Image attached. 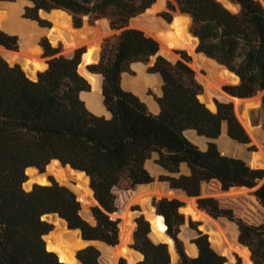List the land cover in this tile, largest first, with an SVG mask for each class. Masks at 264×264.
<instances>
[{"label": "trees", "instance_id": "trees-1", "mask_svg": "<svg viewBox=\"0 0 264 264\" xmlns=\"http://www.w3.org/2000/svg\"><path fill=\"white\" fill-rule=\"evenodd\" d=\"M29 1L33 6L27 8L25 17L43 26L40 10L64 9L74 16L77 27L81 26V17L87 15L93 20L107 18L112 30L119 31L105 39L99 63L88 66L90 72L103 76V102L111 117L93 113L81 98V92L90 91V84L78 71L85 48L68 56L43 39V57L49 67L37 80L0 54V264H63L46 247L45 236L54 229L53 223L43 219L49 214L60 215L70 228L80 230L85 240L118 245L120 221L111 216L118 210L114 191L121 186L134 189L153 182L146 162L155 153L157 164L168 173L160 180L169 183L176 195L186 192L196 197L199 207L215 219L234 222L238 240L249 248L253 262L264 264V222L248 223L218 199L201 196L204 182L218 181L223 190L234 186L255 188L261 182L254 194L264 207V169L223 154L214 142L224 124L234 141L249 144L251 138L231 102L216 101L215 112L201 102L203 86L189 53L181 51L180 58L173 62L159 53L155 38L129 25L156 0ZM234 1L241 6L239 12L219 0H170L168 9L176 11L179 6L191 16L199 52L239 76V83L224 89L233 97L245 99L264 91V0ZM161 16L172 20L168 11ZM0 45L18 50L17 35L0 29ZM153 57L149 72L159 74L163 81L158 114L121 83L122 74L130 72L132 64L148 63ZM262 112L264 116V94ZM191 129L210 140L205 149L187 137L186 131ZM55 159L90 177L97 201L91 208L95 223L81 215L75 193L53 177L51 185L24 189L27 169L36 167L44 172ZM182 164L189 173L180 172ZM153 204L165 217L168 233L175 240L179 264L226 263V258L212 247L209 235L193 221L189 225L198 233L192 241L199 253L197 257L186 254L178 237L187 221L181 212L183 202L162 197L155 198ZM150 232L149 221L143 215L137 217L132 247L143 256L139 264H170L167 244L155 243ZM127 252L124 246L122 256ZM77 257L83 264H102L101 253L93 245L79 250ZM120 264H126L124 258Z\"/></svg>", "mask_w": 264, "mask_h": 264}, {"label": "bare ground", "instance_id": "bare-ground-1", "mask_svg": "<svg viewBox=\"0 0 264 264\" xmlns=\"http://www.w3.org/2000/svg\"><path fill=\"white\" fill-rule=\"evenodd\" d=\"M221 1L224 2L225 6H227V4H230L228 0ZM25 3L30 4L26 0H17L15 2H0V28L10 34L17 35L19 37V43L21 46L19 51H8L0 46V54L2 55V57L12 62L22 61L24 63V69L28 70L31 65L40 61L37 45L39 37L43 34L48 37L49 41L53 46H58L61 44L66 52H73L76 48L83 45H87L88 51L84 54L83 61L79 66L78 71L81 72L92 82L93 87L92 91L88 94L81 92V98L86 101L89 110L94 112L95 114H103L107 112L110 115V112L106 109L103 103L100 77L93 75L90 71L86 70L85 67L86 64L98 60L99 43L111 31V29L108 27L107 21H102L101 29H93L87 26H83L81 30L77 31L73 29L70 25V15L62 11H52L49 14L41 13V15L53 20L55 26L51 27L50 30L41 29L40 27H37L34 21L22 18L21 14L23 12V6ZM176 19L177 22H175V24L173 25H163L160 22L157 23L159 26V28L157 29V34L160 35L161 39L163 40L162 41L160 39L162 48H165L164 50L168 51L169 53L172 46L185 47L186 44L184 40L187 35V27L185 26V24H182L180 22L181 19L180 17H178V15ZM194 39L197 42V39ZM30 51L33 53H30ZM173 57L174 55L169 58ZM198 63V65H192L193 68L205 67L212 73H218L219 82L214 85V89L216 92L213 93V96L218 99H230L235 103L236 107L239 108V104L243 103L241 102V99L232 97L222 90L223 83L232 82L233 79H236V77L233 74H230L224 70L219 71L217 67H215L214 64L209 61ZM197 78L200 82H202L204 79L201 75H198ZM159 82H161V79L155 77L154 75L145 74L144 72L140 73L137 78H131L126 75L124 85L127 87L128 90L134 92L138 96L143 97V93L148 85H153L155 87ZM243 101L248 102V100ZM247 124L248 122L245 123L248 132H251L249 130H254V128L252 127L250 129ZM222 132L227 135L226 127ZM47 168L49 169V174L54 175L60 182L77 177L81 179L84 183H87V179L82 174L72 171L68 167H61L57 161H52L47 166ZM26 173L31 176H35V178L32 180L33 182L47 184L45 177L42 175H37L35 170L29 168L26 170ZM152 187H156L155 183L151 185L140 186L137 192L135 193V199H143V202H145L146 199H144V194L147 193ZM164 194L166 193L163 189L154 193V195L157 197H161ZM167 194L179 196L176 195L173 191H170ZM190 200L191 203L189 204L192 207V211L195 212L199 219L203 220L205 224L215 229V231H211L209 233V240L211 241V245L214 248H217L218 250H223L227 248H231L232 250H234V248L238 246L237 236L235 237L231 235L232 237L230 238V240L226 238L224 231H222L220 222L218 220L216 221L210 218L205 212L197 209L195 207V204L193 203V200ZM146 209L147 219L151 223L152 239L160 240L161 242H167L168 244L172 245V241L167 235L166 226L163 222L162 216L160 214H156L154 212V209H151L149 205H147ZM55 224L58 225L57 222H55ZM120 227L121 230H123L122 225H120ZM120 239L122 241L121 246L124 247L125 237L121 236ZM48 240V250L56 252L60 260L64 261L66 264H81L74 256V250L81 246V244H83V242L80 240L78 232H68L65 228H61L56 232L51 233L48 237ZM121 246H118L117 248L113 249L103 244L97 245L99 250L104 255H109L110 252H114L117 250L119 254L122 255L123 247L120 251Z\"/></svg>", "mask_w": 264, "mask_h": 264}, {"label": "rangeland", "instance_id": "rangeland-1", "mask_svg": "<svg viewBox=\"0 0 264 264\" xmlns=\"http://www.w3.org/2000/svg\"><path fill=\"white\" fill-rule=\"evenodd\" d=\"M158 1L160 2V4L164 3V0H158ZM169 1L170 0H167V2H169ZM219 1H221V0H219ZM222 3H223V5H225L224 2H222ZM31 6L32 5L28 4V3L24 4L23 12L21 14L22 18L25 17V14L27 12V8L31 7ZM226 7L229 8L230 10H232L233 12H235V6H233L231 4H229V5L227 4ZM165 11H168L170 13V15H171L172 22L170 24H166L164 22V20H166V19H164L161 16V13L165 12ZM154 12H156V11H152L151 13H154ZM178 17H180V19H181L180 22L182 24H185V26L187 27V32L185 30L187 35H186V38L184 40V42L186 43L185 47H183V46H172L171 49H175V53L176 54H174L173 58H169V57L166 56L168 59H170L173 62H175L176 60H178L180 58V52L181 51H186L187 53H189L188 55L191 56L193 54V51L197 47V42L193 38V36L191 34L192 33V31H191V28H192L191 21L188 19V17L186 15L178 14ZM39 18L44 22V26L41 25L39 21H37V20H35V21L38 22L41 27L48 28V27L55 26L53 20H51L50 18H48L46 16L41 15V13L39 14ZM176 18H177V15L175 16V11H170L168 9V6H166L162 11H157L156 14L154 13L153 17H150L148 19V22H149L148 25H143L142 27L132 25L131 27H135V28L143 30L148 36H151V37L155 38L156 40H158L161 43V41H160L161 37H160V35L157 34L158 33L157 29L159 28L157 23L160 22L163 25H173V24H175V22H177ZM103 20H105V19L101 18V19H94L93 20V19L89 18L88 22H89L90 26H88L89 24H87L85 22L86 20H85V17L83 16V17H81V26L77 27L76 21L74 19V16H73V18L70 16V25L75 30H77V28H83V26H87V27L93 28V29H101V25H102V21ZM106 21L108 23V27L110 28V21L109 20H106ZM37 27H39V26H37ZM43 28H41V29H43ZM110 29H111L110 33L107 36H105L99 43V46H98V51H99L98 60H96L95 62H90V63L86 64V66H85L86 70H87L88 66L99 63L100 57H101V53H102V47H103L105 39L108 38V37H111V36H113L115 34H119V31L112 30V28H110ZM3 31L6 32L5 30H3ZM6 33H8V32H6ZM8 34H10V33H8ZM11 35H15V34H11ZM43 39H48V37L46 35H44V34L41 35L39 37L38 44L41 45V41ZM18 42H19V37H18ZM171 44H173V43H171ZM37 47H38V51H39V57L41 55L43 56V53L40 50V47L38 45H37ZM54 47H60L61 48V52L63 54H65V55H68V56H71L75 52V50L80 49V48H85V53L88 51L87 45L80 46V47L76 48L73 52H66L63 49V46L61 44L58 45V46H54ZM19 50H20V43H19V48L16 51H19ZM31 51H30V53H33ZM43 52H44V50H43ZM84 54L82 56L81 63L83 61ZM45 59H47V58H45ZM154 59L155 58L153 57L150 60V62H148V63H134V64H132L131 65V71L130 72H125V73L122 74L121 83H122L123 88L128 90L127 87L124 85L125 76L127 75L128 77H131V78H137L140 73H144V72H145V74L154 75L155 77H158L159 79H161V82H159L157 84V86H155V87L153 85H148L147 88L145 89L144 93H143V97L139 96L147 104V106H148L150 111H152L155 114H158L160 112V104L158 102V98H160L162 96V94H163L162 92H160V91H162L163 82H162V78L160 77L159 74H153V73L149 72V68L154 63ZM194 70L196 72V76H198V75L202 76V74H201L202 72H207L206 69L197 68V67L194 68ZM79 73L90 84V91L89 92L84 91L85 94H88V93H90L92 91L93 84L81 72H79ZM92 74L96 75L97 77H100L101 94H102L103 76L100 73H92ZM228 83L236 84L234 82L233 83L232 82H228ZM225 84L226 83H223L222 86L225 85ZM128 91H130V90H128ZM263 94H264V91L258 92L253 98H256L259 95L262 96ZM216 101L231 102L233 104L236 116L238 117V119L240 120V122L244 126L245 130L249 134V136L251 138V142L249 144L238 143V142H236V141H234L233 139L230 138V136L228 135V132H227L228 136L226 134H224V132H221V135L216 140H214V142L217 144L218 148L220 149V151L223 154H226V155H229V156H233V157L242 158L248 164H250L249 163V159H250V153L252 151L256 150V151H259L260 153L264 154V130H263L264 116H263V112H262L261 102H259V104L257 106H252L253 102H251V100H248V102H244L243 100H241V102H243V103H240L239 104V108H237L235 103L232 100H230V99H218V98H216ZM85 103H86V101H85ZM86 105H87V103H86ZM245 105L246 106L247 105L250 106L248 111H246ZM158 107H159V109H158ZM97 115H104L106 117H110V115L107 112H105L103 114H97ZM246 122H248L247 125L249 126V128L251 129V127H252V128H254V130H249L251 132H248V129L245 126ZM225 127H226V125L224 124L223 128H222V131H224ZM226 130H227V127H226ZM186 135L192 142L197 144L202 149H205L208 146V143L210 142V140L208 138H206L205 136L198 135V133L195 130H192V129L191 130H187L186 131ZM254 136H255V138H254ZM251 146H255V149L251 150L250 149ZM157 158H158V154L155 153L146 162L147 169L149 170L151 175L154 177V181L153 182H157V179L160 178L161 175L168 174L166 171H164L157 164V162H156ZM46 170L49 172V169L47 167H46ZM180 172L187 174V173H189V169H188V167L185 164H182L181 167H180ZM50 176L53 177L60 184H63L54 175L50 174ZM260 184H261V182H259L257 187ZM149 185H151V184H149ZM155 186H157L156 183H155ZM160 186L166 193V194H164L161 197H167V198H170V199L177 198L181 202H183L184 206H183V208H181V212L184 214L185 218L186 219L189 218L190 221L195 222V224L197 225L199 230L203 231V226L205 224L204 221L200 220L196 213H193L192 207L189 204V203H191L190 199H192L193 203L195 204V207L197 209L205 212L206 210H203V209L198 207L197 198L196 197H190V196L188 197V196H185L182 193H180V194L178 193L179 196L168 195L167 193H169L170 191H173V190L169 189L168 183L163 181L162 185H160ZM257 187L251 188V189L241 188V189L235 190L234 192H232V190L224 191L222 189L221 185L219 184V182L211 181V182H208V183L206 182V183L202 184V186H201V196H203V197H214V198L219 200L220 204L223 207L232 209L234 211V213L236 214V216L242 218L246 222L251 223V224H260V223L264 222V207L261 205V203L259 202V200L257 199V197L254 194V191L256 190ZM138 188L139 187L137 186L134 189H127L124 186H121L119 188H116L115 191H114L116 196H117L116 204H117V207H118V210H117L118 214H117L116 218L120 221L119 226L122 224L124 219H128V220L134 221L135 224H134V227H133V232L136 229V218L137 217H139L140 215H143L145 217V219L148 220L147 219V211H146L147 210L146 209L147 204H145V202H143V199H140V200H136L135 199V193L137 192ZM173 192H175V191H173ZM155 198L156 199H160V197H155ZM154 207L156 208L155 205H154ZM215 220L216 221L218 220L220 222L222 231H224L226 238H228L230 240V238L232 236H235V237L237 236V241H238L239 230H238V226L234 222H231V221H229V220H227L225 218H217ZM53 224L57 225L55 223H53ZM120 230H121V227H120ZM183 231L188 232V234L190 235V238H192V239L196 237L195 230H193L192 228H190V230H189L188 227H187V222H186L183 226H181L180 233L178 235V237L182 241V243H183V239L181 238V233ZM149 236L151 237V232H150ZM119 242H120V246H121L122 245V241L119 240ZM176 251H177V248H176ZM233 251H235V253L237 254V260L233 261V264H236L238 262H240V264H253L249 260L250 253H249L248 249L245 248L244 246H240L238 244V246L236 248H234ZM74 256H75V252H74ZM109 256L110 255H108V254H106V255L101 254V257H100L101 261L100 262L102 264H110L111 260H110ZM120 256L125 259L126 264H133L132 262H133L134 258H136V257L141 258L140 254L138 252H133V251H131L129 249H128V252H127L126 255H124V256L120 255ZM120 260H121V258L116 262V264H120ZM140 260L141 259H138V261H140ZM177 264H179V261H178Z\"/></svg>", "mask_w": 264, "mask_h": 264}, {"label": "water", "instance_id": "water-1", "mask_svg": "<svg viewBox=\"0 0 264 264\" xmlns=\"http://www.w3.org/2000/svg\"><path fill=\"white\" fill-rule=\"evenodd\" d=\"M16 1V0H15ZM15 1H0V2H15ZM26 1H28L32 6H33V3L31 2V1H29V0H26ZM221 2V1H220ZM228 2L231 4V5H233V6H236V8H235V12H239L240 10H241V6H240V4H238V3H236L234 0H228ZM222 3V2H221ZM223 4V3H222ZM166 6H168V2H167V0H164V3L163 4H160V2L158 1V0H156V2L150 7V8H148L144 13H142V14H140V15H138L137 17H134V18H132L131 20H130V22H129V25L130 26H132V25H134V26H139V27H142L143 25H148V19L150 18V17H153L154 16V13L156 14L157 13V11H162ZM52 11H62V12H65V13H67L68 15H70L72 18H73V15L69 12V11H67V10H64V9H53V10H51V11H45V10H40V13H47V14H49V13H51ZM152 11H156V12H154V13H151ZM232 11V10H231ZM178 14H180V15H186L189 19H190V21H191V24H192V18H191V16L189 15V14H186V13H183L182 11H181V9L179 8V6H177V9H176V11H175V16L176 15H178ZM85 17V22L87 23V24H89V16H87V15H85L84 16ZM25 19H28V18H26V17H24ZM103 19H105V20H109V19H107V18H103ZM28 20H31V19H28ZM164 20V19H163ZM31 21H34L36 24H37V26H39L40 28H43V27H41L40 25H39V23L38 22H36L35 20H31ZM164 22L166 23V24H170L171 22H172V20L171 21H167V20H164ZM88 26H90V24L88 25ZM145 27V26H144ZM77 28V27H76ZM110 28H111V26H110ZM43 29H47V30H50L51 29V27H48V28H43ZM82 28H77V30H81ZM192 34V36L194 37V38H196L197 39V47H196V49L193 51V54L191 55L192 56V61H191V64H199L198 62H205V61H209V62H211V63H213L214 64V66L215 67H217V69L220 71V70H224V71H226V72H228V73H230V74H233L235 77H236V79H233V81L232 82H234V83H239V81H240V78H239V76L235 73V72H233V71H231L227 66H225V65H222V64H220L218 61H216V60H214V59H212V58H210V57H208L205 53H203V52H199V50H198V46H199V39L193 34V33H191ZM158 41V40H157ZM159 42V41H158ZM159 44H160V51H159V53L160 54H162V55H164L165 57L166 56H168V57H172L174 54H176L175 53V49H170V53L168 52V51H165L164 49L165 48H162V45H161V43L159 42ZM1 46V45H0ZM38 46L40 47V50L42 51V53H43V48H42V46L40 45V44H38ZM2 48H4L5 50H8V51H12V50H9V49H7L6 47H4V46H1ZM20 48H21V46H20ZM4 58V57H3ZM5 59V58H4ZM6 60V59H5ZM9 64H11V65H15V64H19L21 67H22V69L25 71V73L27 74V76L29 77V78H31V79H33V80H37L38 79V77H39V73L40 72H42V71H44V70H46L48 67H49V64H48V62H47V59H45L42 55L40 56V61L39 62H37V63H35V64H33V65H31V67L28 69V70H25L24 69V63L22 62V61H17V62H12V61H8V60H6ZM201 68H203V69H206L205 67H201ZM87 70L89 71V69L87 68ZM206 71L207 72H202L201 74H202V77L204 78L203 79V81L202 82H200L201 84H202V86H203V91H202V93L199 95V99L201 100V102H203L209 109H211L212 111H217V104H216V98L213 96V93L214 92H216L215 91V89H214V85L216 84V83H218L219 82V76H218V73H212V72H210L209 70H207L206 69ZM163 82V81H162ZM226 85H232V84H230V83H226L225 85H223L222 86V90L225 92V93H227L226 91H225V89H224V86H226ZM162 93H163V91H161ZM228 94V93H227ZM231 96V95H230ZM233 97V96H232ZM254 97V96H253ZM253 97H249V98H245V99H241V98H239V99H241V100H251V102H253V104H252V106H257L258 104H259V102H261V105H262V96H257L256 98H253ZM253 99V100H252ZM249 105H245V109H246V111H248V109H249ZM110 117H111V113H110ZM52 161H57L58 163H59V165L61 166V167H68L70 170H72V171H75V172H77V173H80V174H82L86 179H87V183H84L81 179H79V178H71V179H69V180H66V181H62V183H63V185H66V186H68L74 193H75V195H76V197H77V199H78V201L80 202V205H81V210H80V213H81V215L85 218V219H87L88 221H90V222H92V223H95L96 222V220H95V218H94V216H93V214H92V207L94 206V205H96L97 204V201H96V199H95V197H94V191H93V189H92V187H91V179H90V177L88 176V174L85 172V171H82V170H78V169H75V168H73L71 165H63L59 160H52ZM51 161V162H52ZM50 162V163H51ZM49 163V164H50ZM249 165L252 167V168H261V169H264V154L263 153H260L259 151H256V150H254V151H252L251 153H250V159H249ZM30 169H33V170H35L36 171V173H37V175H42V176H44L45 177V179H46V182H47V184H40V183H37V182H33L32 180L35 178V176H31V175H29V174H27L26 173V175H27V180L25 181V183H24V185H23V187H24V189H26L27 191H29V190H32L33 188H34V186L35 185H51L52 184V181H51V176H50V174H49V172L47 171V170H45L44 172H42L41 170H39L38 168H36V167H32V168H30ZM162 182L163 181H161L160 180V178H158L157 179V182H151V183H149V184H153V183H156L157 184V186L154 188V187H152L147 193H145L144 194V199H146L145 200V204H147V205H149V207L151 208V209H154V212L156 213V214H160L159 212H158V210H157V208H155L154 207V205H153V200L155 199V197H157V196H155L154 195V193L156 192V191H160V190H162V188H161V186L160 185H162ZM218 182V181H217ZM204 183H206V182H204ZM149 184H144V185H149ZM219 184H220V182H219ZM144 185H139L138 187H140V186H144ZM221 185V184H220ZM168 187H169V189H172L171 187H170V184L168 183ZM241 188H245V189H251V188H248V187H239V186H234V187H231L230 189H228V190H224V191H229V190H232V191H235V190H238V189H241ZM175 190H178V189H175ZM182 192H184L183 190H181ZM91 195H90V194ZM185 193V195L186 196H188L187 195V193L186 192H184ZM189 197V196H188ZM160 198H162V197H160ZM198 204V203H197ZM198 207H199V205H198ZM200 208V207H199ZM205 213L210 217V218H212V219H214L215 220V218L214 217H212L208 212H206L205 211ZM117 212H115V213H113L111 216H112V218L113 219H117L116 217H117ZM161 215V214H160ZM162 216V218H163V222H164V224H165V226H166V232H167V235H168V237H169V239L172 241V245L171 244H168L167 242H161L160 240H153L152 238V240L155 242V243H165V244H167V246H168V249H169V253H170V256H171V263L170 264H177L178 263V261H179V259H180V256H179V254H178V252L176 251V243H175V240L169 235V233H168V226H167V223H166V220H165V217L163 216V215H161ZM43 219H45V220H48L49 222H51V223H55V222H57L58 223V225H54V229L50 232V233H48L46 236H45V243H46V247H47V249H48V247H49V240H48V237L50 236V234L51 233H53V232H56L57 230H59V229H61V228H65L66 229V231H68V232H78V235H79V237H80V240L83 242V244L81 245V246H79L77 249H75L74 250V252H75V258L81 263V264H83L79 259H78V257H77V252H78V250H80V249H82V248H85V247H87V246H89V245H93V246H95V247H97V245L98 244H103V245H105V246H107V247H110V248H117L118 246H120V242H119V244L118 245H116V246H113V245H109V244H107V243H104V242H101V241H88V240H85L84 238H83V236H82V233H81V231L80 230H78V229H72V228H70L69 227V225H68V223H67V221L65 220V219H63L60 215H58V214H49V215H45L44 217H43ZM187 221V227H188V229L190 230V225H189V222H190V219L189 218H187L186 219ZM149 221V220H148ZM149 223H150V221H149ZM134 221H131V220H128V219H124L123 220V222H122V228H123V230H120V233H119V240H121L120 238H121V236H124L125 237V241H124V245H125V247L127 248V249H129V250H131V251H133V252H137L133 247H132V243H133V227H134ZM150 225H151V223H150ZM202 231V230H201ZM203 231H204V233H206V234H209L211 231H215V229H213L211 226H209V225H207V224H204V226H203ZM195 234H196V237L198 236V233L195 231ZM195 237V238H196ZM181 238L183 239V245H184V249H185V252H186V254L188 255V256H190V257H197L198 256V253H199V251H198V248H197V246H196V244L192 241L193 239L192 238H190V235L188 234V232H186V231H183L182 233H181ZM238 242V244L240 245V246H244V247H246L248 250H249V248L247 247V246H245V245H243L239 240L237 241ZM122 247L123 246H121L120 247V251H121V249H122ZM98 248V247H97ZM214 248V247H213ZM99 249V248H98ZM194 249H195V251H194ZM218 253H220L221 255H223L225 258H226V263L225 264H233V261H236L237 260V254L235 253V251H233L231 248H227V249H223V250H218L217 248H214ZM49 251H52V250H49ZM100 251V250H99ZM52 252H54V251H52ZM54 253H56V252H54ZM100 253L102 254V252L100 251ZM139 253V252H138ZM249 253H250V255H249V260L253 263V264H255L254 262H253V260H252V258H251V252H250V250H249ZM140 254V253H139ZM56 255H57V253H56ZM109 257H110V260H111V263L110 264H116V262L120 259V258H122L121 256H120V254H119V252H118V250L117 251H114V252H110L109 253ZM58 256V255H57ZM140 256H141V258H138V257H136V258H134V260H133V264H139V261H138V259H142V255L140 254ZM58 258H59V256H58ZM60 260V259H59ZM63 264H66L64 261H62V260H60Z\"/></svg>", "mask_w": 264, "mask_h": 264}]
</instances>
